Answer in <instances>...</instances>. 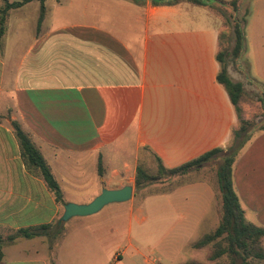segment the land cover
Wrapping results in <instances>:
<instances>
[{"label": "crops", "instance_id": "obj_1", "mask_svg": "<svg viewBox=\"0 0 264 264\" xmlns=\"http://www.w3.org/2000/svg\"><path fill=\"white\" fill-rule=\"evenodd\" d=\"M253 1L264 35V0ZM185 4L215 9L185 0H46L41 23L38 0L8 11L0 40V234L57 222L65 210L27 168L12 121L31 135L66 202L127 185L120 176L137 170L146 152L173 168L226 146L214 37ZM118 154L123 160L112 166ZM68 180L90 198L70 199ZM88 180L99 190L88 191ZM233 182L247 221L264 228V130L237 156ZM73 232L62 245L79 240ZM35 238L47 236L5 245L2 264H51L29 253Z\"/></svg>", "mask_w": 264, "mask_h": 264}, {"label": "rangeland", "instance_id": "obj_2", "mask_svg": "<svg viewBox=\"0 0 264 264\" xmlns=\"http://www.w3.org/2000/svg\"><path fill=\"white\" fill-rule=\"evenodd\" d=\"M224 1L227 5L211 3L215 9L190 4L184 7L200 11L199 29L212 32L216 53L232 49L234 21L246 19L242 22L246 35L242 55L235 62L221 63L227 66L230 78L244 86L239 118L227 89L221 84L227 95V144L224 149H228L233 142V129L240 128L241 119L250 121L251 138L264 121V35L256 29L253 0H239L236 11L230 4L232 0ZM3 5L4 1L0 0V6ZM219 67L221 70L220 63ZM144 155L140 167L152 178H140L141 183L137 185L135 167L120 176L125 183L133 185L134 198L111 202L90 215L62 220V232L53 239L30 240L29 253L48 258L51 264H230L229 254L216 256L218 248L214 242L200 248L194 246L204 235L214 232L222 218L217 178L222 153L185 174L162 171L157 157L147 152ZM123 157V154L116 155L112 166L120 164ZM88 182H91L88 191L99 190V184L92 187L93 180ZM69 183L66 188L70 199L90 198L77 194L80 187ZM183 214L189 215L182 219ZM73 230L80 232L79 240L71 238L62 245L64 236ZM24 254L20 250V255ZM252 261L257 260L254 257Z\"/></svg>", "mask_w": 264, "mask_h": 264}, {"label": "trees", "instance_id": "obj_3", "mask_svg": "<svg viewBox=\"0 0 264 264\" xmlns=\"http://www.w3.org/2000/svg\"><path fill=\"white\" fill-rule=\"evenodd\" d=\"M4 5L0 7V40L6 32V17L9 10L19 8L34 0H3ZM41 4V14L39 23L44 18L46 0H38ZM183 0H153L156 5L159 4H175ZM200 5H210L211 3H219L227 5L222 0H185ZM230 4L236 11L239 7V0H232ZM242 22H246L243 17L234 21L233 46L231 50H224L217 53V59L220 63L237 61L245 49L246 35L242 29ZM218 81L227 89L231 101L240 115V101L244 92L242 82L234 81L230 78L228 68L221 64V70L218 74ZM16 137L18 139L21 156L29 169H34L44 178L48 187L54 193L56 201L65 206L67 203L63 198V191L55 175L53 174L49 164L43 156L40 149L34 143L31 135L25 131L16 121H12ZM250 121L241 119L240 128L233 129V142L228 149L224 147H215L202 155L189 160L177 167L167 168L163 165L161 159L157 157L162 171H168L170 174H185L193 169L202 167L209 159L222 153L221 163L217 170L218 187L222 199V218L214 232L204 235L197 240L195 247L200 248L204 245L214 242L218 248L216 256L229 254L232 262L230 264H264V247L262 238L264 237V228L258 227L247 221L244 209L242 208L239 196L235 190L233 182V166L242 148L246 142L250 140L249 132ZM260 130H264V121L259 125ZM250 135V136H248ZM101 165V164H100ZM99 172L102 174V167L99 166ZM140 178L150 179L149 176L140 165L137 167L136 184L140 185ZM62 217L57 222L45 223L36 226L22 227L16 229L12 234L3 236L0 234V264H2L5 245L15 242L20 238H34L37 236H47L50 239L56 238L62 232ZM223 243L225 246H223ZM255 257L257 260L253 262ZM186 264H198L196 262Z\"/></svg>", "mask_w": 264, "mask_h": 264}, {"label": "water", "instance_id": "obj_4", "mask_svg": "<svg viewBox=\"0 0 264 264\" xmlns=\"http://www.w3.org/2000/svg\"><path fill=\"white\" fill-rule=\"evenodd\" d=\"M133 192V185L127 184L121 188H104L100 194L88 203L67 202L64 206L62 220L66 221L73 216L96 213L111 202L128 201L132 198Z\"/></svg>", "mask_w": 264, "mask_h": 264}]
</instances>
